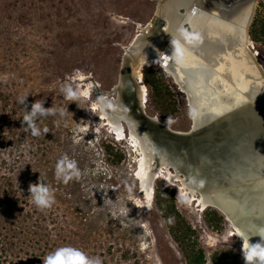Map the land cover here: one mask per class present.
<instances>
[{
    "label": "rangeland",
    "instance_id": "rangeland-1",
    "mask_svg": "<svg viewBox=\"0 0 264 264\" xmlns=\"http://www.w3.org/2000/svg\"><path fill=\"white\" fill-rule=\"evenodd\" d=\"M158 2L0 0V186L12 192L10 201L17 205L0 215L7 242L13 243L6 264H34L35 258L43 264L46 255L61 247L99 257L101 264H185L154 206V192L148 196L142 187V154L132 145L127 124L125 136L118 138L102 117L94 88L108 92L115 87L125 51L151 21ZM252 43L250 53L264 68V48ZM166 76L178 91L179 114L162 119L145 84L146 114L173 131L188 132L191 108L173 77ZM66 85L79 94L77 99H65L61 89ZM20 98H26L24 106ZM36 101L46 110L55 107L57 114L37 116L41 135L33 137L22 119L24 107L30 111ZM107 143L124 153L120 165L110 162L103 147ZM62 156L75 161L81 173L67 183L55 178ZM163 169L157 180L176 191L177 208L198 231L207 259L223 246L242 253V243L222 213V231L208 229L205 209L194 200L201 195L193 197L181 178L165 179ZM169 173L175 175L174 169ZM42 180L54 196L52 207L44 210L28 197L29 185ZM72 256L69 252L66 259Z\"/></svg>",
    "mask_w": 264,
    "mask_h": 264
},
{
    "label": "water",
    "instance_id": "water-1",
    "mask_svg": "<svg viewBox=\"0 0 264 264\" xmlns=\"http://www.w3.org/2000/svg\"><path fill=\"white\" fill-rule=\"evenodd\" d=\"M241 1L239 0L237 3ZM162 5L163 2L160 0L159 7L151 21L141 29L142 32L135 37L128 50L125 51L121 60L118 82L115 87L108 92L99 91L97 86L94 87L97 91L98 99L104 103L106 111L113 112L116 109L126 113L130 120L133 121L131 122L133 124L132 127L134 126L139 133L149 137L151 149L156 157V166L161 167L166 162L167 166L163 170L175 169V174H178L179 177L181 176L188 186L199 189V192H202L204 196L211 198L212 202L208 203L204 209L214 208L222 213L225 219L232 224L235 233L240 234L237 238L241 243H244L243 241L245 240H242L241 237L249 238V245L264 243V229L261 228L264 226V210L261 209L259 201L257 202L252 195L248 196L251 197L250 201L256 207L253 214H248V218H243L245 221L243 223L240 213H235L233 217L229 216V213L215 199L217 196L216 192H225L227 189L229 182L226 184L225 178L226 169L231 167V151L233 155H236L235 160H239L234 169L239 166L240 174L245 169L244 175L247 176L248 185H256L257 182L264 178V94H261V88L257 89V91L255 90L257 81L260 82V80L264 79V69L257 63L256 58L249 54L250 58L252 57L250 62L256 65L255 68L250 63L256 70H253V72H257L258 79L254 77L245 92L246 86L245 89L234 87L233 101L226 96L222 98V101L219 99L221 103L219 110L222 109V106H226V110L221 112L214 111L209 103H206L209 107L201 102L197 104L193 100L194 95H191V90L188 88L187 92L177 84L181 92L185 94L187 103L192 111L191 129L188 132L173 131L168 123L159 122L156 116L154 117L155 122L154 118L146 114L144 106L142 108L138 106L139 80L133 76L132 67L136 66L138 61L145 56V54H142L145 53L144 51L138 53V56L133 55L136 52V44L137 46L149 44L156 38L161 22L159 8ZM251 6L246 16V18L250 19L247 28L248 39H250L249 27L255 12L253 8L252 13ZM222 8L218 7L215 10ZM180 31H182L184 36H189L193 32L190 26L189 29H186L185 25L181 27ZM140 35L143 36L141 37ZM166 40L165 37L162 43L166 44ZM145 48L149 49L147 45ZM149 62H155L158 65L161 63L156 58L149 57L145 60L143 68ZM159 66L161 67V65ZM163 71L165 72L164 69ZM243 80L246 79L244 78ZM141 82L144 83L143 74ZM104 95L107 96L106 98L110 97V99L106 101L103 98ZM212 95L209 92L207 96L200 97L204 99L207 97L210 100ZM118 96H120V102L117 101ZM197 97H199L198 94ZM197 97L194 99L197 100ZM234 98H237V100H234ZM122 121L126 125L125 121H128V119L124 120L122 118ZM240 148L244 149L243 153L239 150ZM243 160H246V168ZM156 178L151 182L153 189ZM245 228L247 229L243 230ZM248 248L247 246L246 250ZM241 252L245 251L241 249Z\"/></svg>",
    "mask_w": 264,
    "mask_h": 264
},
{
    "label": "bare ground",
    "instance_id": "bare-ground-1",
    "mask_svg": "<svg viewBox=\"0 0 264 264\" xmlns=\"http://www.w3.org/2000/svg\"><path fill=\"white\" fill-rule=\"evenodd\" d=\"M204 0H170L164 6L160 8L161 22L160 29L156 34V38L149 44H136V52L134 56H138V53L145 52V56L140 59L136 66L132 67L133 76L139 80L138 93L139 104L138 106L146 110L148 104V93L142 80V69L144 62L147 58H156L161 63V67L166 73L171 75L176 84H179L185 91L188 92V88L191 90L193 100L201 102L202 104L209 103L211 108L216 112L226 110V106H221L219 99L222 101L224 96L228 99H232L234 95V87L240 89H246L247 91L252 79L257 78V72L251 64L256 68L254 63L250 62V59L255 55L250 53L253 47V43L247 36V28L249 18H246L250 3L252 0H242L236 6L230 8L223 7L220 10H212L211 14L207 13L203 9L202 2ZM184 7L186 14L178 17L179 8ZM252 13L254 6H251ZM189 22L191 25L192 33L189 36H184L181 27L183 23ZM141 37L143 35H140ZM166 37L167 43L163 44L162 41ZM146 45L149 49L145 48ZM150 54V55H149ZM252 57L250 58V55ZM142 57V55H140ZM252 61V59H251ZM251 63V64H250ZM258 63V62H257ZM260 65V64H259ZM261 66V65H260ZM264 69V68H263ZM246 80H243V79ZM222 85V86H221ZM244 85V86H243ZM255 90H262L261 94H264V79L257 81ZM92 90V86L88 89V94ZM211 92L212 98L209 100L201 98L200 96H207ZM197 94L199 97H197ZM255 96V95H254ZM103 97L106 101L110 99ZM120 102V96H118ZM197 97V100L194 98ZM237 98H234V100ZM116 101V99H115ZM207 105V104H206ZM208 106V105H207ZM232 106V105H231ZM209 107V106H208ZM98 108L102 110V117L108 121L109 126L112 127L114 133L118 138L122 139L125 136L124 120L130 133L131 143L142 154V159L139 166V177L142 187L146 190L148 196L152 195V180L158 178L157 174L160 172V168H166L167 163L163 166H155L156 157L154 151L151 149L149 137L142 135L131 124L133 122L126 113L116 110L108 112L104 109V103H100ZM212 110V111H213ZM213 111V112H214ZM154 118V117H152ZM155 121V118H154ZM159 121V120H158ZM156 122V121H155ZM160 122V121H159ZM164 124V123H163ZM233 150V149H232ZM242 153L243 148L239 149ZM230 169H226V184L227 189L225 192H216V202L229 213V216L241 214V220L245 222L243 218H248V214H253L255 210V204L251 203L252 195L256 201H259V205L264 210V178L257 184L248 185L245 176V169L242 174L239 173V166L236 167V163L239 160H235L236 155H233L231 151ZM246 168V160H243ZM175 170V169H174ZM165 173V179H169L174 182L175 179H182V184L185 188H188L193 197H196V193L199 189L188 186L184 179L178 174L173 175L169 173L168 169ZM156 178V179H157ZM155 179V180H156ZM180 179V180H181ZM253 192V193H252ZM201 199H194L198 202V205L203 209L208 203L212 202L211 198L204 196L202 192ZM248 197V198H247ZM251 203V204H250ZM230 219V217H229ZM231 220V219H230ZM234 221V220H233ZM246 227H248L245 224ZM264 229V226L261 227ZM247 228L243 229L246 230ZM240 234L236 233L238 237ZM246 235V234H244ZM243 236V235H241ZM244 240L242 243V251H247L249 247V238L241 237ZM251 243V242H250ZM254 245V244H253Z\"/></svg>",
    "mask_w": 264,
    "mask_h": 264
},
{
    "label": "trees",
    "instance_id": "trees-1",
    "mask_svg": "<svg viewBox=\"0 0 264 264\" xmlns=\"http://www.w3.org/2000/svg\"><path fill=\"white\" fill-rule=\"evenodd\" d=\"M249 35L252 42L264 48V11L258 12L255 16L249 28ZM142 74L144 83L150 91L151 102L159 116L166 121L173 120L180 111L178 91L170 86L164 71L152 62L144 66ZM103 147L113 165H120L124 161V153L116 146L107 143ZM11 193L0 186V215L1 211L17 207L10 201ZM153 200L154 206L185 264H207L208 261L210 264H244L242 253L228 246L214 250L209 260L207 259L205 250L200 243L198 231L177 208L176 191L166 182L162 180L155 182ZM203 220L208 229L214 232H221L224 227V217L214 208L204 210ZM7 236L8 233L3 231L0 223V264L7 263L10 251L8 246H13V243L7 242ZM29 255L28 253V257ZM31 260L29 257L28 263L32 262ZM34 262L36 264V258Z\"/></svg>",
    "mask_w": 264,
    "mask_h": 264
},
{
    "label": "clouds",
    "instance_id": "clouds-1",
    "mask_svg": "<svg viewBox=\"0 0 264 264\" xmlns=\"http://www.w3.org/2000/svg\"><path fill=\"white\" fill-rule=\"evenodd\" d=\"M65 99L75 100L79 94L72 89L70 85H66L61 89ZM26 98H20L19 103L25 105ZM24 116L22 122L26 124V129L30 131L33 137L41 135V129L36 124L37 116L56 115L57 109L46 110L40 101H36L31 105V110L26 111L24 107ZM60 117L64 116L63 110L59 111ZM43 132H48L47 128ZM81 175L76 166L75 161H69L66 156H62L55 166V178L63 183H67L73 177ZM42 179V178H41ZM43 181V180H42ZM30 203L34 204L37 209H49L54 204V196L50 187L43 181L36 185H29ZM71 252L73 256L71 260L66 259L67 254ZM244 264H264V243H256L249 246L246 252H242ZM43 264H101L99 257H88L78 249L61 247L46 255Z\"/></svg>",
    "mask_w": 264,
    "mask_h": 264
},
{
    "label": "flooded vegetation",
    "instance_id": "flooded-vegetation-1",
    "mask_svg": "<svg viewBox=\"0 0 264 264\" xmlns=\"http://www.w3.org/2000/svg\"><path fill=\"white\" fill-rule=\"evenodd\" d=\"M160 1V0H159ZM170 0H162L163 2V6ZM239 0H204L202 2L203 5V9L211 14L215 8L218 7H226V8H230L232 7V5L236 6ZM235 3V4H234ZM237 3V4H236ZM250 6L253 5L254 6V17L253 20L255 18V16L258 14V12L260 11H264V0H252V2L249 4ZM159 7V2L157 4V9ZM160 9V8H159ZM186 14V9L184 7H180L179 8V13H177L178 17H181L183 15ZM252 20V22H253ZM252 24V23H251ZM183 25H185L186 29H189V26L191 27L189 22H185L183 23ZM251 26V25H250ZM250 28V27H249ZM249 33V32H248ZM250 36V35H249Z\"/></svg>",
    "mask_w": 264,
    "mask_h": 264
}]
</instances>
